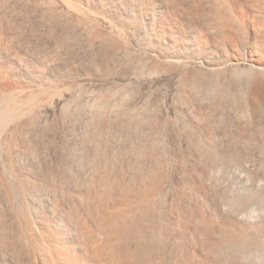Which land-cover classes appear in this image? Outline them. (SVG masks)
I'll return each mask as SVG.
<instances>
[{"label": "rangeland", "instance_id": "rangeland-1", "mask_svg": "<svg viewBox=\"0 0 264 264\" xmlns=\"http://www.w3.org/2000/svg\"><path fill=\"white\" fill-rule=\"evenodd\" d=\"M49 2L50 0L0 1V61H2L0 62V82L2 81V83L7 84H14L17 82L24 86L27 84L25 87H32L36 90L38 88L37 91L40 90L39 92L44 90L42 93H46L45 91H47L48 95L50 92L51 94L53 93V96H46L51 98L53 102L51 99H49L50 101L47 99L49 102L47 101L48 104L45 103L46 106H44V103L39 106H35V109L33 108L34 110L32 109L30 112V114H32L28 115L30 118L26 114L25 118L24 116L22 117L25 120H22L20 117V120H22L21 122L20 120L18 122L17 120L16 122L14 121L16 125L18 124L17 126L13 123V118H9L10 122L9 120H0V126L2 128L7 126V128L10 127V130L5 128L8 132L14 129L12 132L13 138L12 136L11 138L18 140L17 142L19 144H16V141L14 142L15 139L13 141L12 139L10 140V133H8L7 130L5 131L4 129V132L3 129L0 128V134L2 133L0 140L1 147L3 146L4 148L7 142L5 148L12 150L8 149L11 152H6L4 150L5 148L3 149L0 147V192H2L0 193V216H3L2 218L0 217V247L2 246L0 248V264H31V262H29L30 258H28L29 249L27 252V247L25 246V254L21 251V247L24 249L25 242L22 238L23 236L20 235V222H17L21 217L19 216L22 212V210L20 211V208L22 209V205H24L22 202L24 195L21 198L22 194L18 192V190H20L19 188H21L19 181L23 173H28L32 176L37 175L35 177L40 178H38V181H41V183L39 181L40 186H38V188H41V191H38L39 189H37L36 192L38 191L37 193H39L42 203L46 200L45 203H43V210L49 212L54 208L55 204H60L57 208H55L57 213L55 214V219L53 220H56L55 222L59 227L65 228L64 230H66L67 234L70 235L68 238L71 239L75 246L78 245L77 249L81 251L82 254H86L88 258L93 260L95 256L92 253V248L90 247V245H92L90 244L93 239L92 237L95 239L97 236L95 240H98L99 242L103 240L101 239V237H103L102 234L99 233V230L97 229L100 223V216L98 210L93 208L94 206H91V204L87 202L85 203L84 200H81L76 196L74 197L73 195L78 192L85 193L86 191H95V189H97L96 183H98L99 179H101L104 175H106L104 177H107V175H110V177L119 176L117 178L122 179L121 181L123 185H125V183L126 185H130L131 183L132 185H135L134 183L137 181L136 186H142V184L144 185L149 181L148 178H150L151 175L153 177L156 173L159 174L161 171V173L166 175L167 183L165 184L166 187L164 186L162 190L163 192L160 194L162 196H160L162 200H158V211L159 214L160 212L161 214L155 221V225L157 223L156 226L154 225L155 229L153 228L155 230L153 234H156V237L151 233L155 239L151 236L146 238V236V241L144 240L147 243V239H149L148 243L151 244V248L152 245H154L153 248L155 251L160 254L164 252L165 254L163 253V255L167 254V258L170 257L168 256L171 255L170 252L172 253L174 250L176 251L178 245L181 246L185 243L184 240H182L181 237L175 233L176 228L173 232L176 234L174 237H170L169 234V237L166 234L164 235L165 229H171V226L168 225H171L175 211L178 209L180 211L181 208L182 211H180V213L183 212L186 215L185 217L190 220L192 219L193 225L197 226V222H199L196 218L197 204L199 203L198 205H200V202H204L206 203H203L204 209L206 208L207 211H211L210 213L212 216L216 218L215 220L218 223H221V225L222 222H225L226 219L229 220V218L234 221L239 219H242L243 221L244 219L247 224L249 223V226L251 225V229L253 230L252 231L250 229L251 232H254L252 233L253 236L251 233H248L249 235L246 236V240L243 239V244L240 243L243 240L240 242L238 241L239 243H235L233 241L232 243H235V246L232 247L234 244L228 240L224 242L225 239L223 238L227 237L222 236L223 233L221 232L223 231H219L218 229L215 232V238L220 240V244L221 241L224 243L222 242L220 245H223V247L218 246V248H214L213 256L217 264H264V232H262L264 229L263 227H260V224L261 226L262 224L264 225V72H260L258 70L256 71V69H252L251 66H246L243 69H237L234 73H232L233 71L231 73L228 72L227 74H225V72H221V74L220 72L219 74L218 72H208L205 74L198 72L199 75H196L197 73H195L196 71H193L194 69L187 67V70L184 71L187 72L189 69L190 72L188 71L185 73L189 77L186 75H183L184 77L182 76L185 80L189 79L187 84L183 78H180L181 75L179 76L180 80L178 78L177 82L172 81L171 76L177 72V68L172 71L171 69L168 70V68V71H164L162 69V72V70L158 67L162 73L159 72V70L155 72L156 69H154L152 72H155V74H152L151 69H148L150 71H147V67H145L146 69L142 67L143 62H140L142 60L144 61L143 56L141 57L142 53L136 54L137 52H127V54L131 53L136 55L133 57V55L129 54L130 56H128V58L127 56H124L126 48H128V51H134L131 49L132 47H126L130 46V44L129 41H126L127 36L125 33L121 32L123 35L120 36V38L125 35V43L127 44L128 42L129 45L127 44L125 46L126 48L123 49L125 44L124 40L121 43L120 40L122 39L119 38L118 43L120 46L122 44V50L121 48L119 49L120 46H118L115 50H118L117 52L120 50V52L113 53L116 51H110L109 49H112V47L109 44L106 45L107 47L103 44L106 49L104 46H97L96 43H99L101 38L96 40L98 42H96L93 38L91 41L94 40L95 42H90L87 39V35L91 37V33L89 32L92 31L88 30L92 29L94 22L91 24L89 29L83 27L87 31L85 29L84 30L89 33L87 34L85 32L84 34V30L82 31L80 29L81 25H79V27L77 26L78 23H72V18L69 14H66L67 12H65V10L60 11V7L56 6L57 4ZM186 14H188V12H186ZM189 16L190 13L188 16H185V18L187 17V19L191 21L196 20L194 16L195 20L192 16V18ZM95 25L99 24L95 23ZM95 25H93V29L101 30L98 26L94 28ZM103 33L106 34L107 32L103 31ZM108 33L109 35L114 33L112 34V37L116 34L113 31L112 33H110V31ZM107 35L108 34H106V36ZM117 35L118 33L116 34V37ZM106 36L103 35L102 39L104 38L103 40H106V42L109 43V40L112 37L109 38L108 36L107 39ZM116 37H114V39L118 40ZM241 37L240 39H238L239 37L226 39V50L223 51V56L224 53L229 52L227 54L233 59H242L247 63H249L252 59L255 63H258V59L253 55L252 49H250L249 42L247 43L248 40L246 41V35L243 34ZM114 39L112 38L111 40ZM102 41L99 44H106L105 41ZM91 43L93 44L91 45ZM107 50L109 51L108 53L106 52ZM121 52L124 54V58L121 56ZM132 59L136 61L134 62ZM102 61L103 63L105 62L103 64L105 71L103 70V66H101L103 68L100 70V66L98 67ZM136 63L139 67H141L139 68ZM144 66L146 65L144 64ZM161 67L165 68V66ZM2 69L4 72L8 69L6 72H9L10 76H5ZM136 69L139 71H136ZM178 69L179 73L182 74L180 72L182 69ZM148 72H151L149 73L150 75ZM164 72L165 75L163 74ZM191 72H194L195 74H192ZM157 73L159 75L161 74L160 77L159 75H156ZM125 75L128 76L123 79ZM202 75L205 77L203 76L202 78ZM148 77L149 79H147ZM121 78L123 81L125 79L129 80L124 81V83L126 82L124 84L121 81ZM119 80L121 82H119ZM128 83L130 84L128 85ZM179 84L181 85L179 86ZM37 85L41 88L39 89V86L37 87ZM64 88L67 90H62ZM59 89H61V91ZM56 90H58L59 93H56ZM58 94L60 97L57 96ZM194 95L196 96L194 97ZM256 95L260 96L258 97ZM54 96L55 98H53ZM255 97H258L262 99L261 101H263L258 102L259 106L255 103L256 101H253V98ZM60 98L65 99L63 104L65 107L61 106L62 108L59 107L56 109L54 106L55 102L60 100ZM242 98L245 100L243 101ZM186 100L188 101L187 103L185 102ZM8 101L11 102V99ZM6 102L7 101L0 102V119H8L7 116L9 113H7V108L9 107L10 110L11 103L9 104ZM6 104H8V107ZM256 107L258 109L255 111L254 108ZM252 110H254L255 113ZM47 111L50 112V114H48ZM257 113L259 115H257ZM11 128L13 129L11 130ZM2 140H6V142ZM7 145L13 147L14 150ZM15 145H17L18 148ZM12 156L15 157L13 158ZM8 158L10 161H7ZM11 160H13V163H11ZM14 162L17 165L14 164ZM1 163H3V165ZM6 163L8 164L6 165ZM196 171H198L199 174L202 173V175H196ZM14 172L15 175L18 174V176L13 175ZM30 172L32 174H30ZM199 177H202L206 185V189L208 188L206 197L203 199L191 196L193 194H191V191L188 190L190 187L188 186L189 179ZM10 183L14 185H10ZM15 184L17 187H14ZM41 185H44L42 186L44 189ZM123 185L121 187H124ZM50 186L54 189L53 191ZM92 187L94 189H92ZM25 188L26 193L24 194L26 195L28 188ZM5 189L8 193L4 191ZM58 189L61 190L58 192ZM7 194L8 197L11 196L9 197L10 199L7 197ZM13 199L15 203L13 202ZM50 200L51 202H56H48ZM81 201L84 203H81ZM73 203H76L77 206ZM51 204H54L53 207ZM75 206H79L82 210L84 209L83 211L86 210V213L87 211L88 213H93H91V216L89 214V216L91 217L93 224L96 226L98 235L95 232L96 234H92L91 237V235L86 233L84 235L79 231L76 217H69V214L71 213L70 208L73 209ZM172 206L175 209L172 208ZM90 209L92 211H90ZM93 211H95V213ZM235 218H237V220ZM59 222L60 224H58ZM164 222H166V225ZM161 228H164V231ZM259 228L260 231H257ZM78 231L80 233H78ZM158 231L161 232L162 235ZM2 232L6 233H3L2 235ZM71 232L73 233L71 234ZM192 235L193 236H191V238L194 239L191 240L196 241V243L191 244V246H193L196 251L199 249L198 253L202 250L207 252V249L204 248L205 246L206 248L208 246L210 248V245H206L207 242L210 244V241H208L202 234L201 236L200 234L199 236L198 234H196V236L195 234ZM157 236L160 237L159 240ZM164 238L165 240H163ZM204 238L206 239L203 240ZM175 242H177V245ZM229 242L232 245L229 244ZM161 243L164 248L157 247V245L161 246ZM142 244L145 245V243ZM134 245L136 246L140 244H136L135 242ZM147 245L149 246V244ZM183 248H185V244ZM178 249H180V247H178ZM229 252H231V254ZM176 253L177 254L174 253L172 255V258L175 255H179L176 256L177 260L174 259L176 257L173 258L176 262H178L177 264H183L184 260L188 262V255L185 254L186 252L178 254L179 252L176 251ZM203 253L204 252H201L200 254L202 255ZM182 254L187 255L184 260H182ZM172 258L170 260H172ZM229 259H231V261ZM174 260L172 261L175 264L176 262H174ZM94 261H96V264H106L104 262H98L97 260Z\"/></svg>", "mask_w": 264, "mask_h": 264}, {"label": "bare ground", "instance_id": "bare-ground-1", "mask_svg": "<svg viewBox=\"0 0 264 264\" xmlns=\"http://www.w3.org/2000/svg\"><path fill=\"white\" fill-rule=\"evenodd\" d=\"M50 2L51 3L53 2V3L57 4L56 6L57 7L58 6L60 7V11H64L65 10V12H67L66 14H69V16L72 18V21H73L72 23H76V24L78 23L77 26L81 25L82 28L80 26L79 27H80V29L82 31L85 28H88L89 29L91 27V24L93 22H94L93 25H95V23L96 24H99L100 26L99 25H95L94 28L96 26H98V27L101 28V30L103 29L102 31L100 29H98V27H97L98 30L93 29V25H92V29L91 30L90 29L88 30V31H92V32H89V33H91L90 34L91 37H89L87 35V39L90 42L94 41V40L91 41L92 38L95 39V41L97 39L99 40L101 38L100 40L102 41L104 39V38L102 39L103 35L106 36V34H108L106 36V38L108 36L110 38V37L113 36L112 34H114V33H112V31L115 32L116 34L118 33V35L120 34L119 36L117 35V37H116V34L114 36V37L118 38V40L117 39H114V37H112L114 40H111L112 38H110L109 43H107L106 40H103V41L106 42V44L105 43H102V45L99 44L101 42V41H99V43H96L97 46L100 45V47H102L104 45L106 46L107 44H109L112 47V49L111 48L110 49L108 48V49L110 51L111 50L112 51H116L115 48L117 49L118 46H120V44L118 43L119 38H120V36L123 35V34H121V32L122 33H125V35L127 36V40L126 41H129L130 46H126L128 44V42H127V44L125 43L126 41L124 39H126V37L124 38V36H125L124 35L122 38H120V39H122V40H120L121 43L123 42V40H124V43H125V44L123 43L124 44V48L123 49H125L126 47H132L131 49H133L134 51H131L130 49H129L130 51H128V48H126V51L124 50L126 52V53L124 52L125 55L122 54V52H121L120 53V54H122L121 56L123 57V55H124L125 57L127 56V58H128V56L133 55L131 53H129L130 54L129 55V54H127V52H132V53L137 52L136 54L142 53V55L140 54L141 57L143 56V58H144V61L143 60L140 61V62H143L142 67H144V69H146L145 67H147V69H146L147 71H150L148 69H151V72L154 69H156L155 72H157L159 70V68L161 70L163 69L164 71L165 70L168 71L170 69L172 71L173 69H176L177 68V72L175 71L176 73L171 76L172 81H176L177 82L178 81L177 79L179 78L180 75H181L180 78L182 79L184 77L183 75H186L185 73H187L189 71V69H188L187 72L184 71V70H187V67L188 68L191 67L192 69H194L193 71H196L195 72V73H197L196 75H199L198 72H200L201 74L202 73L205 74V73H208V72H211V73L212 72H218V74L220 72V74H221V72H225V74H227L228 72L231 73L233 71L232 73H234L237 69H243L246 66H251L252 69L254 68V70L256 69V71L258 70L260 72H264V0H243V1L242 0H50ZM186 12H188V14L190 13V16L189 17H191V16L193 17L194 16L196 20L194 19V17H193V19L195 21L188 20L187 17L185 18V16H188V14H186ZM83 27H85V28H83ZM85 30L83 32L84 34L87 31V30L86 31ZM93 30H95V31H93ZM103 31H105L107 33L105 34V33H103ZM109 31H110V33H112V34H110L111 36L108 33ZM89 33H87V34H89ZM243 34L246 35V37H247L246 41L248 40L247 43L249 42L250 49H252L253 55L258 59L257 60L258 63H255L252 59H251V61L249 63H247L246 61H243L242 59H240L242 61H240L239 59L237 60V58L236 59H233V58H231L227 54L229 52L224 53V56H223V51L226 50L225 49L226 48V39H231V37H235V38L239 37L238 39H240L241 35L243 36ZM227 36H229V37L231 36V37L229 38ZM241 39H242V37H241ZM88 42H86V43L88 44ZM96 42H98V41H96ZM92 44L93 43H91V45ZM88 45H90V44H88ZM93 46H95V45H93ZM105 46H104V48L106 49L107 46L106 47ZM121 46H122V44H121ZM121 46L119 47V49L121 48ZM121 50H122V48H121ZM117 51L116 52H113V53H119L120 52V50H119V52H117ZM106 52L108 53L109 51L107 50ZM136 54H134V55H136ZM134 55H133V57H135ZM253 55H251V56H253ZM137 59H139V58H137ZM103 61L100 62V64L98 65V67L99 66L100 67L103 66V64L105 63V62L103 63ZM0 62H2V61H0ZM134 62H133V64H134ZM144 62H146V63H144ZM144 64L146 66H144ZM136 65H137V63H136ZM139 65H141V64H139ZM161 66H165L166 69L164 67H161ZM100 67H99V70L102 69L104 66L101 67V68ZM167 68H168V70H167ZM178 68L182 69L180 71L182 74L179 73V71H178L179 69ZM3 69H2V72L5 74V76H10L9 75V72L8 73L6 72V70L8 71V69H6L5 72H4ZM103 70L105 71V67L103 68ZM137 70L138 69H136V71ZM146 70H145V72H146ZM163 70H162V72H163ZM183 71H184V74H183ZM246 71H247V69H246ZM151 72H148V74L151 73ZM155 72H152V74H155ZM159 72H161V71L159 70ZM170 73H172V72H170ZM195 73L193 72L192 74H195ZM163 74L165 75V72ZM156 75H159V74L157 73ZM160 75H159V77H160ZM125 76L123 77V79L124 78H127L128 75L126 77ZM143 76H144V74H143ZM186 76H188V75H186ZM186 76H185V78H186ZM203 76L204 75H202V78H203ZM108 77H107V79H108ZM200 77H201V75H200ZM180 78H179V80H180ZM123 79L121 80L123 83H124V81L129 80V79H125L123 81ZM147 79H149V77ZM136 80H138V79H136ZM188 80L187 79L185 80L186 81V84H187ZM121 81L119 80V82H121ZM14 82H16V81H14ZM192 83H193V81H192ZM196 83H194V84H196ZM219 83H220V81H219ZM222 83H223V81H222ZM129 84L130 83H128V85ZM174 84H175V82H174ZM182 84H184V83H182ZM186 84H185V86H186ZM180 85L181 84H179V86ZM25 86L22 85V84H19L17 82L14 83V84L2 83V81L0 82V102L1 101L2 102L7 101L6 103H9V104L11 103L10 104V110H9L8 104H6L7 107H8V108L7 107L6 108L9 110V111L7 110V113H9V115L7 116L8 119L4 118L6 120H4V119H0V120L7 121V120H9V118L10 119L13 118L14 119L13 120V123H14V121L16 122V120L18 122L23 116L25 118V115L26 114H27V116L28 115H31L32 113L30 114V112H31V110L33 108L35 109V106H39L42 103H44V106H46L45 103L48 104L47 101L49 99H51V98H49L50 97L49 95H52L53 93L51 94V92H50V94L48 95L47 94V91H45L46 93H42L44 91L43 89H42L43 90L42 92H39L40 90L37 91L38 88L36 90V89H34L32 87H25ZM38 86L39 85H37V87ZM193 87H195V86H193ZM40 88L41 87L39 86V89ZM55 89H57V88H55ZM189 89H190V87H189ZM193 89H195V88H193ZM45 90H46V88H45ZM59 90L61 91V89H59ZM62 90H65V88L62 89ZM179 90H180V88H179ZM56 91H57L56 93H59L58 90H56ZM192 91H191V93H192ZM250 91H252V90H250ZM184 92H185V90H184ZM195 92H196V90H195ZM187 94H188V92H187ZM46 96H49V97H46ZM57 96H59V94ZM195 96L196 95H194V97ZM256 96H258V95H256ZM172 97H173V95H172ZM258 97L253 98V101L254 102L256 101L255 103L257 105H258V102H263L264 101V100L261 101L262 99H260ZM53 98H55V96ZM9 99H11V102L8 101ZM193 99H196V98H193ZM64 100H65L64 98L63 99L60 98V100H58L57 102L54 101L55 102V105L54 106L56 107V109H58L59 107L62 108L61 106H64L63 105L64 102H65ZM242 100H243V98H242ZM194 101H196V100H194ZM52 102H53V100H52ZM185 102L187 103L188 101L186 100ZM254 102H253V104H254ZM240 104H242V103H240ZM48 107H49V105H48ZM257 107L254 108L255 111H256V109H258ZM50 108H51V106H50ZM235 108H237V107H235ZM215 109H217V108H215ZM254 110H252V111H254ZM236 111H238V110H236ZM255 111H254V113H255ZM209 113H210V109H209ZM254 113H253V115H254ZM48 114H50V112H48ZM168 114H169V112H168ZM200 114H201V112H200ZM249 114H251V113H249ZM39 115H41V114H39ZM257 115H259V114L257 113ZM28 117L30 118V116H28ZM15 118H19V119H15ZM24 118H22V120ZM22 120H20V122ZM9 122H10V120H9ZM11 123H12V121H11ZM11 123H9V124H11ZM0 124H1V122H0ZM7 127H5V128H7ZM19 127H20V125H19ZM0 128L3 129V131L5 129V128H2L1 126H0ZM9 128H7V129H9ZM7 129H5V131ZM12 129L13 128H11V130ZM13 130L12 131H9V132L7 130V132L10 133L9 134L10 140L13 138V135H12L13 134L12 133ZM1 132H2V130H1ZM16 135H18V134H16ZM11 136H12V138H11ZM1 137H2V133L0 134V140H1ZM14 139H12V141ZM7 140H9V139H7ZM2 141H5L6 142V140H2ZM15 141L17 142L18 140L15 139L14 142ZM10 143H11V141H10ZM6 144H7V142H6ZM6 144H5L4 148L6 147ZM16 144H18V142ZM15 146L17 147V145H15ZM0 147H1V145H0ZM1 148H3V146ZM11 148L13 149V147H11ZM17 148H15V149H17ZM8 149L9 148H7V149L5 148L4 150L6 152H11L12 151L11 149H9L11 151H9ZM15 156H17V155H15ZM8 160H9V158L7 159V161ZM11 161H12L11 163H13V160H11ZM15 162H16V160H15ZM15 162H14V164H16ZM1 164L3 165V163H1ZM7 164L8 163H6V165ZM24 169H26V168H24ZM16 171H17V169H16ZM161 172L159 174L156 173V175L153 174L154 175L153 177L151 175V177L148 178L149 181L146 184H144V185L142 184V186L140 185L141 183L139 184L140 186H136L137 181H135L136 182V183H134L135 185H132V183L130 185H126V183H125V185H126L125 186V185H123V183L121 181L122 179L117 178L119 176H117V177L116 176L115 177H110V175L109 176L107 175V177H104V176H106V175H104L102 177V175H101L102 178L99 179L98 183H96L97 184V186H96L97 189H95V191L94 190H91V191H88V192L86 191L85 193H82V192L76 193V192L73 191L74 193H76V194L73 195L74 197L76 196L77 198H79L81 200H84L85 203L87 202V203L91 204V206H94L93 208L96 209V210H98V213H99V216H100L99 217L100 223H99V225L97 224L98 225L97 229L99 230L98 232L102 234L103 237H101V239H103V240L101 242H99L97 240L98 241L97 242L95 240L97 236L95 237V239H94V237H92V234L95 235L97 233V235H98L96 226L93 224V222L91 220V217H90L92 212L91 213L90 212L88 213V211H87V213H86V210L83 211L84 209L82 210V208H79V206L76 207L77 206L76 203L75 204L73 203L74 205H76L75 207H73V209L70 208L71 209L70 210L71 211V213H70L71 215L69 214V217L70 216L76 217V219L78 221V227H79L78 229H79V231L82 232V234H84V235H85V233L86 234H89L93 238L92 239L90 237L92 239V241L89 240V241H91L90 244H92V245H90V247L92 248V253L95 256L93 260L91 258H88V256H86V254L85 255L82 254L81 251H79L77 249V246L78 245L75 246L74 243L71 241V239L68 238V236H70V235L67 234L66 230H64L65 228L59 227L57 225V223L55 222L56 220L55 221L53 220V219H55L54 216L57 213V211L55 210V208H57L60 204L59 205L58 204H55V205L54 204H51L52 207L54 205V208L52 210H50L49 212H46V211L43 210V203H45L46 200L44 199L45 201L42 203V200L40 199L41 197L39 196V193H37L38 191H41V188H38V186H40V184H39V181L40 180L38 181V178L39 177H35L37 175L32 176V175H29L28 173H23L21 175V177H20L21 179L19 181L21 188H19L20 190L17 189L18 192H20L22 194L21 195V198L24 195L23 198H22V200H23L22 202L24 203V205H22L23 206L22 209L20 208V211L22 210V212L21 213L19 212L20 213L19 216H21V217H20V219L18 218L19 221H17L18 223L20 222V225L19 224H17V225L20 226V233L21 234L19 232H17V233H19L21 236H23L22 238L24 239V242H25V245L23 244L24 242L21 243V244L24 245V249H23V247H21L22 248L21 251H23V254H25L24 251H25L26 247H27L26 251L29 249L28 250L29 252L28 251L27 252L29 253L28 254V258H30L29 259V262H31V264H96V261H94V260H97L98 262H101V263L104 262L106 264H174L172 260H174V259L177 260V257L176 256H179V255H175L174 257H176V258H174V257H173L174 259L172 258V255L174 253L177 254L176 251L179 252L178 254L186 252L185 254L188 255L187 256V255H183L182 254V260H184V258L186 256H187V259H188L187 260L188 262H186L184 260L185 263L183 262V264H186V263L187 264H217V262L214 260V256H213L214 248H216V247L218 248V246L219 247H223V245L220 246L223 241H221V244H220V240H218V238H215L216 237L215 236L216 235L215 232L218 229H219V231L220 230L223 231V232H221V233H223L222 236L227 237V238H223L222 237L223 239H225L224 242L226 240H228V241H231V243L233 241L236 243L238 241L239 242L242 241L243 239L246 240L245 238H246L247 235H249L248 233H251V234L254 233V232H251V230H252L251 229V225L249 226L248 225L249 223L247 224V222H245L244 219H243V221H242V219H239L240 220L239 221V220H237V218H235L237 221H234L231 218H229V220H227L226 217H225L226 220H225V222H222L221 221L222 222V225H221V223H218L215 220L216 218H214L212 216V214L210 213L211 211H207L206 208L204 209V206L203 205L206 204V203L200 202V205H198L199 203L197 204V210H196V216H197L196 218L199 220V222H197V226L193 225L192 219L191 220L190 219H187V217H185L186 215L183 212L180 213V211H182L181 208H180V211H179V209L177 210L179 212H177V211H175V213L173 212L174 213V218H172L173 221H171V225H168V226H171V229L172 228L173 229L172 230L170 229L171 231L169 229H165V232H164V235L166 234L168 236V234H169L170 237L171 236L174 237V235L178 234L181 237V239L184 240V242H185L184 243L185 244V248H183L184 244L181 245L182 247L178 245V247H180V249H178V247H177L176 251L175 250L174 251L172 250L173 252L172 253L170 252L171 255H168V256H170V257H168L169 259L167 258V254L166 255H163L164 252L160 254L159 252L155 251L154 248H153L154 245H152V248L153 249L150 247L151 244L148 243L149 239H147L148 240L147 243L145 241H146V238H149L148 236H151L153 238V236L151 235V233L152 234L154 233V231H155L154 230L155 229L154 227L157 225V223L155 225V221L158 218V216L161 214V212L159 214V211H158L159 210L158 209V205H159L158 202L160 200H162L161 199L162 196L160 194L163 192L162 190H163L165 184L167 183L166 182V175L163 174V173H161ZM196 172H197L196 175H198L199 174L198 171H196ZM30 174H32V173L30 172ZM200 174L202 175V173H200ZM13 175H15V172H14ZM15 176H18V174L15 175ZM111 176H114V175H111ZM7 177H6V179L8 180ZM202 177L194 178V179H189V181L187 180L188 181V184H189L188 186H190L188 190H190L191 191V194H193L191 196L198 197V199L205 198L206 197V194H207V189H208V188L206 189V185H205ZM3 178H1V179H3ZM13 181H11V182H13ZM140 181H141V179H140ZM15 182H16V180H15ZM15 182H13V183H15ZM6 183H7V181H6ZM40 183H41V181H40ZM121 183H122V185L124 187H121L122 186ZM4 184H5V182H4ZM10 185H14V184L10 183ZM24 186L27 187L28 190H29V191L27 190V194L26 195L24 194V193H26L25 192L26 191V188ZM42 186H44V185H41V187ZM73 186H75V185H73ZM14 187H17L16 184H15ZM93 187H95V186H93ZM93 187H92V189H94ZM24 188H25V190H24ZM37 189H39V190L36 192ZM51 190L53 191L54 189L52 188ZM60 190L58 189V192ZM4 191H6V193H8L6 189ZM49 191H50V188H49ZM0 193H2V192H0ZM14 193H17V192H14ZM48 193H50V192H48ZM43 194H44V191H43ZM54 194H56V193H54ZM7 197H8V194H7ZM9 197H11V196H9ZM50 197H52V196H50ZM69 197H70V195H69ZM185 197H183V198H185ZM14 199H13V202H14ZM46 199H47V195H46ZM57 199H58V197H57ZM195 199H197V198H195ZM9 201L12 202L11 200H9ZM19 201H21V200H19ZM48 202H51V200L48 201ZM55 202H53V203H55ZM82 202L83 201H81V203ZM21 204H20V206H21ZM48 204H50V203H48ZM184 204H185V202H184ZM65 205H66V203H65ZM205 206H207V205H205ZM172 208H174V207L172 206ZM91 209H92V207H91ZM91 209H90V211H92ZM16 210H17V208H16ZM64 210H65V208H64ZM93 212L95 213V211H93ZM89 214H90V216H89ZM172 217H173V215H172ZM1 218H0V220H1ZM66 220H67V218H66ZM58 224H60V222ZM164 224L166 225V222H164ZM219 224H220V226H219ZM218 226L221 227V228H219ZM73 227H74V225H73ZM252 227L254 228L253 225H252ZM260 227L261 228L263 227V229H264V225L263 224H262V226L260 224ZM168 228H170V227H168ZM175 228H176V231L177 232L174 230ZM161 229L163 230L164 228H161ZM255 230H256V228H255ZM79 231H78V233H80ZM151 231H153V232H151ZM159 231H161V230H159ZM174 231H175L176 234L173 233ZM257 231H260V228ZM262 232H264V231H262ZM3 233L4 232H2L1 234L3 235ZM72 233L73 232H71V234ZM159 233H161V232H159ZM159 233H157V234H159ZM192 234H195V236H196V234H198V236H199V234H200V236L202 234V235H204L207 238L208 241H210V244L208 242H207V244L205 243L207 246L210 245V248H209V246L207 248L205 246V248H204V249H207V252H205V250H202V251H200L198 253V250L199 249H197V251H196L193 248V246H191V244H195L196 243V241H194V240L192 241L191 240V239H194V238H191V236H193ZM218 234H219V232H218ZM89 235H88V237H89ZM161 235H162V233H161ZM154 236L156 237V234ZM158 236H157V238L159 240L160 237H158ZM252 236H253V234H252ZM259 236H260V234H259ZM206 238H204L203 240H205ZM23 239H21V240H23ZM153 239H155V238H153ZM161 239H162V236H161ZM163 240H165V238ZM244 240L242 242H240V243L243 244L244 243ZM248 240H247V242H248ZM2 241H4V240H2ZM16 241H17V239H16ZM142 241H144V242H142ZM135 242H136V244L139 243L140 245H136L135 246L134 245ZM18 243H20V242H18ZM142 243H145V245H143ZM176 243L177 242H175V244ZM231 243L229 242V244H231ZM235 243H232L234 245L231 244L232 247L235 246ZM6 244H7V242H6ZM147 244H149V246ZM162 245L163 244L161 243V246H158L157 245V247H163ZM86 246H88V245H86ZM224 246H226V245H224ZM226 247H224V248H226ZM4 249H5V247H4ZM81 250H82V248H81ZM233 251H234V249H233ZM201 252H204V253L201 255L200 254ZM217 253H219V252H217ZM229 253L231 254V252H229ZM26 255H27V253H26ZM171 258H172V260H170ZM227 258H228V256H227ZM175 260H174V262H176ZM229 260L231 261V259H229ZM177 263L178 262H176L175 264H177ZM233 264H235V263H233Z\"/></svg>", "mask_w": 264, "mask_h": 264}]
</instances>
